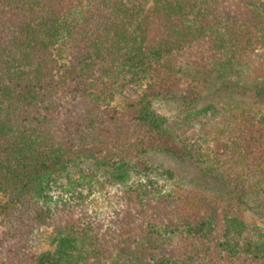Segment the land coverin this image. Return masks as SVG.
<instances>
[{
  "label": "trees",
  "instance_id": "obj_1",
  "mask_svg": "<svg viewBox=\"0 0 264 264\" xmlns=\"http://www.w3.org/2000/svg\"><path fill=\"white\" fill-rule=\"evenodd\" d=\"M0 198V264H264V0H0Z\"/></svg>",
  "mask_w": 264,
  "mask_h": 264
},
{
  "label": "rangeland",
  "instance_id": "obj_2",
  "mask_svg": "<svg viewBox=\"0 0 264 264\" xmlns=\"http://www.w3.org/2000/svg\"><path fill=\"white\" fill-rule=\"evenodd\" d=\"M165 107V106H164ZM167 107L163 108L162 111L167 112ZM171 110V109H170ZM169 110V111H170ZM172 112V111H170ZM164 157L160 161L163 168H170L166 165H172L175 164L178 167L179 164L175 162V158H173L170 155L162 154ZM163 164V165H162ZM184 168V167H181ZM1 201V198H0ZM27 230H24V233L19 231L16 227H12L8 233V241L12 242L13 246L8 250L12 251L13 254H16L18 257L16 258L15 262H12L11 264H29L30 263V257L35 256L38 253H41L43 250H46L48 248V243L46 241V235L48 234L50 228L44 227V228H37L35 227V231L32 229V226L26 225ZM42 227V226H41ZM40 230V231H37ZM35 232L33 235H30V232ZM27 233V236L25 237ZM7 250V249H6Z\"/></svg>",
  "mask_w": 264,
  "mask_h": 264
}]
</instances>
